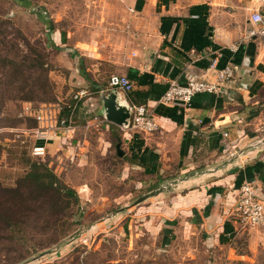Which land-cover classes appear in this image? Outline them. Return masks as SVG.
<instances>
[{
    "label": "rangeland",
    "instance_id": "1",
    "mask_svg": "<svg viewBox=\"0 0 264 264\" xmlns=\"http://www.w3.org/2000/svg\"><path fill=\"white\" fill-rule=\"evenodd\" d=\"M120 8L115 0H0V264H264L263 228L255 240L248 231L237 232L230 248L240 259L228 257V246L204 243L200 232L183 223L164 247L154 204L146 207L154 196L133 205L154 189L116 156L115 138L100 112L108 83L95 94L80 72L92 71L89 61L72 58L78 55L75 42L87 39L120 51L130 38ZM101 72L108 76L112 70L105 66ZM81 90L89 95L81 101L75 130L48 135L46 153L35 156L33 114L44 106L67 109ZM28 158L45 164L77 201L34 198L25 180L20 197L5 193L18 189L17 181L31 170Z\"/></svg>",
    "mask_w": 264,
    "mask_h": 264
},
{
    "label": "crops",
    "instance_id": "2",
    "mask_svg": "<svg viewBox=\"0 0 264 264\" xmlns=\"http://www.w3.org/2000/svg\"><path fill=\"white\" fill-rule=\"evenodd\" d=\"M115 2L130 38L118 52L92 39L77 41L78 55L72 58L89 61L92 71L81 67L80 72L95 94L111 75L126 76L132 92L105 94L117 92L120 104L145 105L159 126L156 133H138L108 123L116 156L145 176L140 183L162 191L146 207L154 204V226H160L164 247L183 223L200 232L204 243L230 248L238 235L230 213L239 186L248 182L264 198V34L249 19L264 7L258 0ZM248 31L256 34L248 37ZM65 40L62 36L63 46ZM213 61L219 69L231 65L235 70L223 95H195L189 107L160 102L171 81L212 80ZM105 66L112 70L108 76L101 72ZM256 231L248 230L253 240ZM228 257L240 259L233 249Z\"/></svg>",
    "mask_w": 264,
    "mask_h": 264
},
{
    "label": "built area",
    "instance_id": "3",
    "mask_svg": "<svg viewBox=\"0 0 264 264\" xmlns=\"http://www.w3.org/2000/svg\"><path fill=\"white\" fill-rule=\"evenodd\" d=\"M260 7H264V0H258ZM250 22L260 25L264 34V13L259 9L251 13ZM255 31H248V37L254 36ZM213 79L189 78L185 83L180 84L177 81H171L160 102L169 105L189 107L191 100L195 95L208 93L214 95H223L225 93V85L232 81L235 77V70L231 65H226L219 69L216 61L211 65ZM118 90L123 93L133 91L132 82L122 75L113 74L108 79V89ZM88 93L84 90L79 91L73 97V104L67 109L69 114L62 116L63 110L54 107L55 111L47 106L37 110L33 114L35 121L38 124L37 142L41 141L43 145H35L33 154L42 156L46 153L45 143L49 136H58L60 134L69 133L75 130L74 112L78 111L82 99L88 97ZM58 114V116H56ZM128 131L138 133H156L159 131V126L152 118L151 111L145 105H131V117L127 128ZM226 135V134H224ZM237 225L238 231H248L251 229L264 228V198L260 196L255 187L243 182L237 189L235 205L230 213Z\"/></svg>",
    "mask_w": 264,
    "mask_h": 264
},
{
    "label": "trees",
    "instance_id": "4",
    "mask_svg": "<svg viewBox=\"0 0 264 264\" xmlns=\"http://www.w3.org/2000/svg\"><path fill=\"white\" fill-rule=\"evenodd\" d=\"M68 114V109H64L62 116H67ZM76 115L77 111L74 112L75 119ZM33 161L34 160L28 158L26 163L30 165L31 170L21 180L17 181L16 188L18 189L4 188L3 190L5 193L13 197H20L19 187L25 180L29 183L27 186H29L30 189L32 188L30 194L35 193L34 198H37L38 196L41 198L46 197L50 200L72 198L77 201V194L75 191L68 187L57 185V177L51 172V170L45 164Z\"/></svg>",
    "mask_w": 264,
    "mask_h": 264
},
{
    "label": "water",
    "instance_id": "5",
    "mask_svg": "<svg viewBox=\"0 0 264 264\" xmlns=\"http://www.w3.org/2000/svg\"><path fill=\"white\" fill-rule=\"evenodd\" d=\"M118 93L115 91H111L107 94L101 93L100 99L102 101V107H103V116L106 119L107 122L116 125L120 128H127L129 125V118L131 114V106L124 102V104H120L118 101ZM116 151L118 156H122V152L120 150V146L116 145ZM162 191H154L147 193L146 195H143L139 197L133 205H137L144 200H146L149 197L154 196L156 193H160Z\"/></svg>",
    "mask_w": 264,
    "mask_h": 264
}]
</instances>
